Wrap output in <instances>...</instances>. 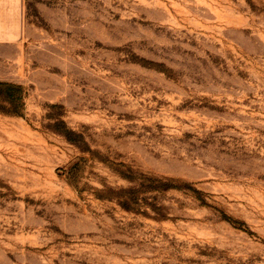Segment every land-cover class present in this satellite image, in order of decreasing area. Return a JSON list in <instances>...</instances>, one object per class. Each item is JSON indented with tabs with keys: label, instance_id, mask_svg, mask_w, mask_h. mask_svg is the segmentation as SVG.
<instances>
[{
	"label": "rangeland",
	"instance_id": "1",
	"mask_svg": "<svg viewBox=\"0 0 264 264\" xmlns=\"http://www.w3.org/2000/svg\"><path fill=\"white\" fill-rule=\"evenodd\" d=\"M0 264H264V0H0Z\"/></svg>",
	"mask_w": 264,
	"mask_h": 264
},
{
	"label": "trees",
	"instance_id": "2",
	"mask_svg": "<svg viewBox=\"0 0 264 264\" xmlns=\"http://www.w3.org/2000/svg\"><path fill=\"white\" fill-rule=\"evenodd\" d=\"M142 186L144 187V189L155 188V187L166 189L170 187V185L166 182H162V184L159 186H153L151 183L142 184ZM138 192H139V189H136V188H131V189L120 191L118 194V197L122 199L121 204L127 209H132L133 208L132 205L138 203V199H139V197L137 196ZM159 213H160V216L162 217L165 216V214H163L162 212H159Z\"/></svg>",
	"mask_w": 264,
	"mask_h": 264
}]
</instances>
